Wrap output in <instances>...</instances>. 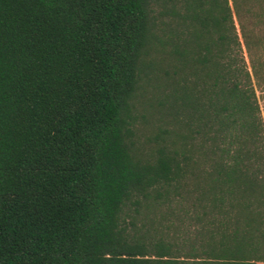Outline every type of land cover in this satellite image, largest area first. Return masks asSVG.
I'll return each mask as SVG.
<instances>
[{"label": "trees", "instance_id": "trees-1", "mask_svg": "<svg viewBox=\"0 0 264 264\" xmlns=\"http://www.w3.org/2000/svg\"><path fill=\"white\" fill-rule=\"evenodd\" d=\"M257 90L264 0H0V264L264 262Z\"/></svg>", "mask_w": 264, "mask_h": 264}, {"label": "rangeland", "instance_id": "rangeland-1", "mask_svg": "<svg viewBox=\"0 0 264 264\" xmlns=\"http://www.w3.org/2000/svg\"><path fill=\"white\" fill-rule=\"evenodd\" d=\"M256 94H257V98H258V102H259V106H260V110H261V116H262L263 121H264V91L257 90Z\"/></svg>", "mask_w": 264, "mask_h": 264}, {"label": "crops", "instance_id": "crops-1", "mask_svg": "<svg viewBox=\"0 0 264 264\" xmlns=\"http://www.w3.org/2000/svg\"><path fill=\"white\" fill-rule=\"evenodd\" d=\"M256 264H264V262H258V263H256Z\"/></svg>", "mask_w": 264, "mask_h": 264}]
</instances>
